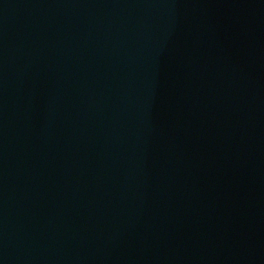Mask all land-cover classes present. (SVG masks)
Wrapping results in <instances>:
<instances>
[{
	"label": "water",
	"instance_id": "1",
	"mask_svg": "<svg viewBox=\"0 0 264 264\" xmlns=\"http://www.w3.org/2000/svg\"><path fill=\"white\" fill-rule=\"evenodd\" d=\"M0 264H264V0H0Z\"/></svg>",
	"mask_w": 264,
	"mask_h": 264
}]
</instances>
